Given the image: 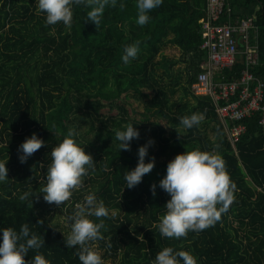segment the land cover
I'll return each instance as SVG.
<instances>
[{"label":"trees","instance_id":"trees-1","mask_svg":"<svg viewBox=\"0 0 264 264\" xmlns=\"http://www.w3.org/2000/svg\"><path fill=\"white\" fill-rule=\"evenodd\" d=\"M119 3L105 5L97 29L86 19L89 6L83 3L73 5L72 23L65 26L45 25L35 0H0V159L6 160L9 177L0 182V227L19 231L26 223L45 241L39 249L30 248L25 259L39 251L50 264H81L78 246L68 248L63 233L70 230L69 217L76 206L91 193L109 211L106 217H91L104 221L103 239L92 242L103 264H150L164 246L190 251L197 264H264L262 112L229 120L247 127L235 149L213 98L192 88L207 61L200 23L207 0H162L148 11L150 19L143 25L135 22V0H123V7ZM228 9L233 20L251 15L260 26L264 65V0H226L223 22ZM136 41L137 56L124 63V45ZM242 67L237 62L223 73L231 80ZM256 73L264 78L263 67ZM129 97L143 101L140 119ZM192 112L202 119L185 129L177 118ZM128 122L139 136L130 141L129 149L119 150L114 132ZM210 122L215 123L214 139L204 132ZM69 127L92 154L94 167L59 207L46 202L42 193L20 200L22 192L38 191L45 182L49 150ZM145 130L159 140L156 153L170 148L169 157L196 148L214 151L217 146L235 188L233 200L213 225L180 238L160 235L157 225L169 194L158 181L169 160L155 162L133 187L125 186L123 179L137 163ZM33 132L45 143L22 163L18 145Z\"/></svg>","mask_w":264,"mask_h":264},{"label":"clouds","instance_id":"clouds-1","mask_svg":"<svg viewBox=\"0 0 264 264\" xmlns=\"http://www.w3.org/2000/svg\"><path fill=\"white\" fill-rule=\"evenodd\" d=\"M81 3L89 6L86 19L94 22L98 29L105 5H116L117 0H35L37 12L44 14L45 25L60 22L69 26L72 23L73 5ZM161 3L162 0H135V22L139 25L145 24L150 19L148 11ZM119 6H124L123 0H120ZM138 50L139 41L125 44L121 60L128 63L130 58L137 56ZM177 119L187 129L198 125L202 115L192 112L180 115ZM176 129L179 135L180 132ZM114 135L119 142V150H127L130 148V141L139 136V130L132 122H128L123 128L116 129ZM74 136L75 130L69 127L63 138L51 147L50 161L44 174L45 182L38 191L22 192L19 195L20 200L31 198L34 193H42L46 202L59 207L70 197L71 191L81 184L83 175L89 168L94 167V159ZM151 142L149 140L138 146L137 163L128 168L123 176L125 186L133 187L140 182L143 174L153 168L154 157L145 160ZM44 143L43 138L36 132L27 136L18 145L20 162L23 163ZM7 173L6 160L0 159V182L9 178ZM158 183L169 194L164 203L165 211L159 217L157 225L160 235L165 237L180 238L186 236L190 230L200 231L213 225L234 198L235 184L230 181L223 160L215 151L196 148L178 152L167 162L165 174ZM150 188L154 192L156 183L150 185ZM108 215L109 211L103 201L91 193L84 197L83 203L78 204L70 215V230L66 235L63 233L64 243L68 248L78 246L76 253L81 264H103L101 254L92 242L103 239L100 229L104 221H94L91 217ZM44 242L35 232L30 231L26 223L20 225L19 231L10 226L0 227V264H50L39 251L25 259L30 248L39 249ZM150 264H197V260L188 250H174L170 246H164L156 252Z\"/></svg>","mask_w":264,"mask_h":264},{"label":"built area","instance_id":"built-area-1","mask_svg":"<svg viewBox=\"0 0 264 264\" xmlns=\"http://www.w3.org/2000/svg\"><path fill=\"white\" fill-rule=\"evenodd\" d=\"M226 12V0H207L206 16L200 19L206 37L202 47L207 49V61L197 75L192 88L196 94H208L225 126L230 142L235 145L246 129L243 122L230 124L261 111L264 129V78L256 71L263 67L260 52V26L253 16L232 19L228 9L227 22L221 21ZM241 62L238 77L229 80L224 68ZM223 100V102H221Z\"/></svg>","mask_w":264,"mask_h":264},{"label":"rangeland","instance_id":"rangeland-1","mask_svg":"<svg viewBox=\"0 0 264 264\" xmlns=\"http://www.w3.org/2000/svg\"><path fill=\"white\" fill-rule=\"evenodd\" d=\"M174 95H178V92L175 93ZM187 97L191 101H194L191 96L187 95ZM129 100L132 101L133 106H134V109H136V111H135L136 118L140 119V117H141L140 111H142L144 109L143 101L136 100L133 97H129ZM160 121L162 122V124L165 123L163 119H160ZM214 124H215L214 122H210L209 124H206L205 125L206 128L204 127L205 128L204 132L207 133V135H208L209 138H213V139L216 137V130L214 128ZM167 131H169V133H170L171 132V129L169 128ZM181 131H183V130L181 129ZM143 135H144V143L147 142V141H149V140L152 141L149 144V146H148L147 155L145 156V159L146 160H148L150 157H154L155 162H161V161H164V160H170L172 157H174V156H170L169 157L167 155L169 153L170 148L167 149V151L165 153L157 154L156 151L159 148V140L157 139V137H154L153 135H151V133H148V130L143 131ZM113 142L114 141L112 140L111 143L113 144ZM214 148H215L214 151L217 152L218 149H217V146L216 145L214 146ZM136 152H137V150H136Z\"/></svg>","mask_w":264,"mask_h":264},{"label":"crops","instance_id":"crops-1","mask_svg":"<svg viewBox=\"0 0 264 264\" xmlns=\"http://www.w3.org/2000/svg\"><path fill=\"white\" fill-rule=\"evenodd\" d=\"M225 127V126H224ZM226 130V129H225ZM233 145V144H232ZM234 146V148H235V145H233ZM236 149V148H235Z\"/></svg>","mask_w":264,"mask_h":264}]
</instances>
